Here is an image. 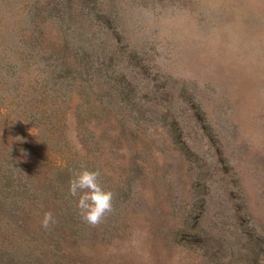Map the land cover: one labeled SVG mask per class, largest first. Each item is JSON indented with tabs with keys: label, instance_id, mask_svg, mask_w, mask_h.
I'll use <instances>...</instances> for the list:
<instances>
[{
	"label": "rangeland",
	"instance_id": "1",
	"mask_svg": "<svg viewBox=\"0 0 264 264\" xmlns=\"http://www.w3.org/2000/svg\"><path fill=\"white\" fill-rule=\"evenodd\" d=\"M0 264H264V0H0Z\"/></svg>",
	"mask_w": 264,
	"mask_h": 264
},
{
	"label": "clouds",
	"instance_id": "2",
	"mask_svg": "<svg viewBox=\"0 0 264 264\" xmlns=\"http://www.w3.org/2000/svg\"><path fill=\"white\" fill-rule=\"evenodd\" d=\"M71 171L69 192L77 197V208L81 218L91 225L99 224L114 210V193L101 183L102 172L99 168L81 167ZM56 220L51 212H46L41 221L42 227L49 228Z\"/></svg>",
	"mask_w": 264,
	"mask_h": 264
}]
</instances>
